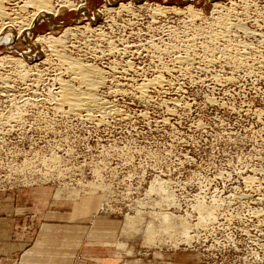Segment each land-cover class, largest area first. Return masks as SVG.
I'll use <instances>...</instances> for the list:
<instances>
[{"label":"rangeland","instance_id":"1","mask_svg":"<svg viewBox=\"0 0 264 264\" xmlns=\"http://www.w3.org/2000/svg\"><path fill=\"white\" fill-rule=\"evenodd\" d=\"M26 1L4 4L0 59L59 42L0 64V215L79 233L85 264H264V0H51L53 31ZM60 54L100 70L112 114L58 103L62 82L84 89Z\"/></svg>","mask_w":264,"mask_h":264},{"label":"bare ground","instance_id":"2","mask_svg":"<svg viewBox=\"0 0 264 264\" xmlns=\"http://www.w3.org/2000/svg\"><path fill=\"white\" fill-rule=\"evenodd\" d=\"M14 1V0H13ZM31 2V4H32V6L34 7V8H30V9H35V10H33V11H35V13H34V15H32L33 16V18H34V21H35V19L37 20V21H39V20H46V21H49L50 22V25L52 26V27H54V28H52V31H53V29H55L56 28V26L55 25H53V23H52V21H51V19H50V17L51 16H53L52 14H53V7L51 6V0H30ZM64 1V0H63ZM69 1V0H68ZM214 1V0H213ZM5 2H6V0H0V24L2 23V22H5L4 20H10V19H8V15L6 14V12H5V9L6 8H4V4H5ZM27 2V1H26ZM29 2V1H28ZM27 2V3H28ZM67 2V1H66ZM107 2V1H106ZM109 2V1H108ZM8 3H9V1H8ZM24 3V5L22 6V7H24V8H27V6L28 7H30L29 5H31L30 3ZM111 1H110V4H108L107 6H105V5H103L102 7H103V13L105 14H107L108 13V17H109V14L110 13H114V12H116V10H118V12H120V14H121V12H124V13H127V14H129V13H131L132 14V8H131V6L130 5H128V4H126V5H124V4H119L118 6H117V8L116 7H114V6H112L111 5ZM63 4V3H62ZM67 4H69V3H67ZM71 4V7L70 8H72L73 6H72V3H70ZM69 4V5H70ZM113 4V3H112ZM220 4H214V6H219ZM14 6V5H13ZM21 7V6H20ZM69 7V6H68ZM65 8V7H64ZM63 8V9H64ZM67 8V7H66ZM76 8V7H75ZM22 9V8H21ZM29 9V8H28ZM69 9V8H68ZM74 9V8H73ZM23 10V9H22ZM72 10V9H71ZM185 10V9H184ZM192 9H191V7L190 6H188L187 7V11L188 12H190ZM24 11H25V9H24ZM154 11H155V13H167V12H169V11H172L173 13L175 12V13H181V11H183V10H180V9H177V8H175V7H171V8H163V7H160V6H156V9H154ZM7 12H8V10H7ZM101 12V11H100ZM11 13V12H10ZM55 13V12H54ZM115 14V13H114ZM126 14V15H127ZM11 15V14H10ZM96 15H97V17H95L96 19L98 18V15L100 16L101 15V13H99L98 11H97V13H96ZM31 16V15H30ZM103 16V15H102ZM107 17V16H106ZM14 17H12L11 19H13ZM15 18H17V17H15ZM14 18V19H15ZM32 18V17H31ZM105 18V17H104ZM153 18V17H152ZM191 18V17H190ZM17 19H20V18H17ZM24 20V19H23ZM33 20V19H32ZM94 20V19H93ZM196 20V19H195ZM13 21V20H12ZM20 21V20H19ZM31 21V20H30ZM15 22V21H14ZM17 22V21H16ZM15 22V23H16ZM95 22V21H94ZM106 22V21H105ZM111 22V21H110ZM8 23V22H7ZM6 23V24H7ZM9 23H11V21L9 22ZM13 23V22H12ZM31 23V22H30ZM35 23V22H34ZM25 24V23H24ZM23 24V25H24ZM28 24V23H27ZM76 24V23H75ZM72 25V26H69V27H60L61 29H58V31H57V33H58V35L59 34H61V35H59V36H62V35H64L66 32H70V30H75V29H80V28H83L84 26H85V23L84 24H76V25ZM96 24V23H95ZM14 25V24H13ZM18 25H21V23H18ZM29 25V24H28ZM31 25V24H30ZM29 25V26H30ZM233 25V24H232ZM11 26H12V24H11ZM27 26V25H26ZM26 26H23V27H26ZM29 26H27V28H29ZM123 26V25H122ZM236 26V25H235ZM239 26V25H238ZM13 27V26H12ZM23 27H20V28H23ZM96 27V26H95ZM234 27V26H233ZM1 29H0V36H2V37H4V40L7 42V41H10V39H12V36H14V34L13 33H11V31H13V29L11 28V27H9V26H5L3 23L1 24V27H0ZM87 28V27H86ZM85 28V30H87ZM17 29H18V27H17ZM11 30V31H10ZM28 29H19V30H17L18 31V34L19 35H21L24 31H26V32H28L27 31ZM16 31V32H17ZM78 31V30H77ZM76 31V32H77ZM93 31H94V29H93ZM79 32V31H78ZM86 33V32H85ZM87 33H88V31H87ZM92 32H90V34H91ZM13 34V35H12ZM16 35H17V33H15ZM26 34V33H25ZM49 34H51V33H49ZM81 34V33H80ZM96 34V33H95ZM47 35V34H46ZM69 35H70V33H69ZM76 35H78V34H76ZM25 35L23 34V37H24ZM26 36H27V34H26ZM71 36L72 37H74L72 34H71ZM70 36V37H71ZM102 36V34L99 36V37H101ZM64 37V36H63ZM65 37H66V35H65ZM64 37V38H65ZM72 37H71V39H72ZM98 37V36H97ZM17 38V37H16ZM60 38V37H59ZM74 39V38H73ZM101 39H103V36H102V38ZM1 40V39H0ZM63 41V40H62ZM61 41V42H62ZM27 42V41H26ZM55 42H59L58 41V38H54V37H52V36H49V37H46L45 35L44 36H38L36 39H35V41H34V44H31V45H29L30 46V53L27 55V56H23V58H13V57H5V60L4 59H0V64H1V62L3 63L4 61H6L7 60V62L8 63H14L15 65H18V66H24L25 67V65H27L28 64V66H33V65H35L34 64V57H36V56H38L37 55V53L36 52H38V46L40 47V45H43V44H47L48 45V48L50 49V48H52V43L55 45ZM28 43V42H27ZM59 44V43H58ZM62 44H64V43H62ZM122 44V43H121ZM46 45V46H47ZM53 45V47H55ZM60 46H63V45H60ZM71 47V46H70ZM128 47V46H127ZM244 47V46H243ZM59 48V47H58ZM76 48V47H75ZM130 48V47H129ZM55 49V48H54ZM53 49V51H51V53L53 54V53H56V55L58 54V52H59V50L57 51V50H54ZM60 49V48H59ZM62 49V48H61ZM65 49V48H64ZM62 50V52L63 51H65V50ZM116 50V49H115ZM43 51V50H42ZM41 51V52H42ZM50 51V50H49ZM61 52V53H62ZM136 52V51H135ZM47 53V52H46ZM65 53V52H64ZM111 53H114V51L113 52H110V54ZM124 53V52H123ZM127 53V52H126ZM247 53V52H246ZM50 54V53H49ZM61 55V54H60ZM85 55V54H84ZM119 55V54H118ZM210 55V54H209ZM59 56V55H58ZM69 56V55H68ZM55 57V56H54ZM83 57V56H82ZM159 57V56H158ZM44 58H45V56H44ZM57 58V57H56ZM46 59V58H45ZM58 59H59V57H58ZM60 59L63 61L62 63H64L63 64V66L66 64V66H67V68L66 69H69L71 72H73L74 74V76H75V79H79V81L81 82V84L84 86V89H82V87H80L81 89H77V87H73L71 84H68V82H60L61 83V85H60V88H59V95L57 96V101H58V103L62 106H66L67 107V109H68V111H71L74 115H75V113L77 114V115H81L82 113H84L82 116H84L85 117V120H87V119H91V120H94V115L93 114H95V113H99V115H100V117L103 115H107V114H109L110 112V114H112V111L113 110H111L112 109V106L109 108L108 107V104L109 103H107V105L103 102V101H101L99 98H97L96 97V89H97V87H98V85H102L103 87H104V84L101 82V81H103L104 79L102 78V74H101V72H99L100 70H95V67L94 68H91V66L89 67L88 65H82V63H79V62H77L76 61V59L74 60V58L73 59H71V57H65V55L63 54V55H61L60 56ZM178 59V58H177ZM183 59V58H182ZM182 59H178V61L180 62V61H182ZM198 59V58H197ZM4 60V61H3ZM44 60V59H43ZM47 60H48V58H47ZM61 60H59V61H61ZM184 60V59H183ZM194 60V59H193ZM248 60V59H247ZM39 62H42L43 63V61L42 60H40ZM38 62V63H39ZM45 62V61H44ZM47 62V61H46ZM45 62V63H46ZM49 62V61H48ZM181 63V62H180ZM208 63V62H207ZM243 63V62H242ZM84 64H86V63H84ZM37 65V64H36ZM35 65V66H36ZM34 66V67H35ZM50 66V65H49ZM93 67V66H92ZM30 68H32V67H30ZM64 68H65V66H64ZM181 69V68H180ZM68 70V71H69ZM69 71V72H70ZM107 71V70H106ZM166 71V70H165ZM59 72V71H58ZM61 72V71H60ZM102 73H104V71H102ZM108 73V72H107ZM64 74V73H63ZM105 75H106V72H105ZM104 75V76H105ZM27 76V75H26ZM61 76V75H60ZM157 77V76H156ZM158 78H160V76L158 77ZM157 78V79H158ZM74 79V80H75ZM103 79V80H102ZM146 79V78H145ZM154 79V78H153ZM156 79V80H157ZM72 81V80H71ZM76 81V80H75ZM105 81V80H104ZM149 81H151V80H149ZM161 81V80H160ZM160 81H159V83H160ZM153 82H155V83H152V84H156V81H154L153 80ZM168 82V81H167ZM101 83V84H100ZM146 84H147V82H146ZM148 84H149V82H148ZM161 84V83H160ZM163 84V83H162ZM161 84V85H162ZM81 85V86H82ZM120 85V84H119ZM151 85V84H150ZM157 85H159V84H156V86ZM118 86V85H117ZM130 86V85H129ZM140 86V85H139ZM154 86V85H153ZM153 86H152V88H153ZM79 87V86H78ZM135 87V86H134ZM144 87V86H143ZM141 88V87H140ZM139 88V91L141 90ZM145 88V87H144ZM135 90V89H134ZM136 90H137V88H136ZM143 90V89H142ZM145 90V89H144ZM143 90V91H144ZM98 91V90H97ZM117 91V90H116ZM56 93V92H55ZM117 93V92H116ZM142 93H144V92H142ZM145 94V93H144ZM144 94H141V95H144ZM99 97V96H98ZM56 98V97H55ZM29 100V99H28ZM31 100V99H30ZM34 101V100H33ZM33 101H32V103H33ZM53 101V100H52ZM105 101V100H104ZM29 102V101H28ZM147 102V101H146ZM23 103V102H22ZM26 103H27V101H26ZM42 103V102H41ZM60 106V107H61ZM115 109V108H114ZM117 111V110H116ZM116 111H114V112H116ZM69 113V112H68ZM72 113H70V114H72ZM116 114V117L119 115L118 113H115ZM93 115V116H92ZM99 115H97V116H99ZM121 115V114H120ZM115 116V115H114ZM110 117V116H109ZM115 117V118H116ZM83 118V117H82ZM95 118H96V116H95ZM107 118V117H106ZM118 119V118H117ZM83 120V119H82Z\"/></svg>","mask_w":264,"mask_h":264},{"label":"crops","instance_id":"3","mask_svg":"<svg viewBox=\"0 0 264 264\" xmlns=\"http://www.w3.org/2000/svg\"><path fill=\"white\" fill-rule=\"evenodd\" d=\"M24 216L20 211L0 215V264H85L91 261L86 249L89 244L83 238L78 240L79 233L74 235L73 230L43 225L36 234V216L27 219ZM25 221L28 225L31 221L32 226L23 227ZM115 259L118 263L122 261L120 257ZM93 261L97 263L100 258Z\"/></svg>","mask_w":264,"mask_h":264},{"label":"water","instance_id":"4","mask_svg":"<svg viewBox=\"0 0 264 264\" xmlns=\"http://www.w3.org/2000/svg\"><path fill=\"white\" fill-rule=\"evenodd\" d=\"M210 1H212V2H213V0H210Z\"/></svg>","mask_w":264,"mask_h":264}]
</instances>
